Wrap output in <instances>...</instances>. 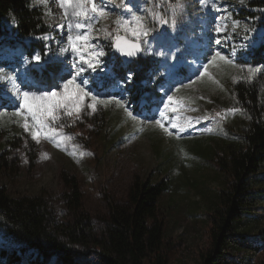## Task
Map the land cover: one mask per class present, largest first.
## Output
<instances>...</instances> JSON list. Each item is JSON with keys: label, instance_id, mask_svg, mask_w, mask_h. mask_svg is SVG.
<instances>
[{"label": "rangeland", "instance_id": "rangeland-1", "mask_svg": "<svg viewBox=\"0 0 264 264\" xmlns=\"http://www.w3.org/2000/svg\"><path fill=\"white\" fill-rule=\"evenodd\" d=\"M102 2L108 16L93 25V34L100 36L104 35L101 30L114 32V21L121 14L119 6L126 0ZM246 2L249 0H132L133 5L145 10L138 14L145 15L149 27L156 30L154 38L142 43L139 55L156 62L144 96L137 100L133 79L127 82L130 69L124 77L114 70L111 37L104 39L101 67L92 71L84 65L85 73L77 83L88 80L81 87L109 102L98 104L93 112L86 107L91 99L85 98L78 117L61 115L54 126L64 139L57 146V141L44 136L34 141L15 115L19 97L13 92V84L20 91H51L70 78L69 73L80 63L70 52H60L67 46V32L58 26L68 21L59 0H33V4L43 5L44 19L51 29L41 37L43 50L32 51L21 41L0 47V98L5 99H0V150H9V161L13 162L0 172V187L12 197L42 195L53 207L56 219L67 221L71 214L64 202L68 189L61 174L73 175L81 192L82 210L97 220L99 229L109 215V201L127 202L134 177L152 182L168 178V190L157 199L167 264H202L209 237L206 213L223 182L213 161L215 144L240 139L246 120L235 104L232 86L242 82L261 88L264 95V62L255 64L247 58L246 49L259 42L261 32L253 30L250 20L243 16ZM161 17L168 20L162 28L157 23ZM173 18L177 20L175 28ZM217 23L220 33L216 32ZM5 25L10 27L11 21L5 20ZM216 51L228 60L210 64L206 74L196 79ZM36 54L41 55V61L32 59ZM48 63L58 70L45 77ZM167 95L173 96L171 107L176 113L164 110ZM173 117L184 132L177 134L170 129L173 134L169 135L156 124L161 119L170 127L168 121ZM16 139L17 146L8 145L9 140ZM260 205L264 224V199ZM12 243L11 236L0 233V244ZM263 262L264 249L251 259V264ZM36 264L88 262L81 255H73L64 261L42 258Z\"/></svg>", "mask_w": 264, "mask_h": 264}, {"label": "trees", "instance_id": "trees-1", "mask_svg": "<svg viewBox=\"0 0 264 264\" xmlns=\"http://www.w3.org/2000/svg\"><path fill=\"white\" fill-rule=\"evenodd\" d=\"M242 9L251 28L261 32L259 42L246 49L247 58L262 63L264 0H249ZM44 14L43 5L33 4V0H0V47L21 41L32 51L43 50L41 37L51 30ZM7 19L10 27L5 25ZM112 56L118 75L124 77L127 68L133 73V91L141 99L156 62L142 56L124 62L114 53ZM46 65L45 77L57 72L55 64ZM260 89L242 82L232 86L235 104L246 120L240 139L215 144L213 161L223 182L206 213L209 237L202 264H251L253 256L264 249L260 212L264 199V95ZM18 142L9 140L8 145L15 147ZM9 156V150H0V172L13 163ZM61 177L68 189L64 196L71 213L67 221L56 219L42 195L12 197L0 187V233L11 236L13 242L0 244V264H36L42 258L64 261L73 255H81L88 264H167L157 199L168 190V178L152 182L134 177L127 202L109 201V215L97 229V220L82 210L76 177L65 172Z\"/></svg>", "mask_w": 264, "mask_h": 264}, {"label": "snow or ice", "instance_id": "snow-or-ice-1", "mask_svg": "<svg viewBox=\"0 0 264 264\" xmlns=\"http://www.w3.org/2000/svg\"><path fill=\"white\" fill-rule=\"evenodd\" d=\"M147 3V0H144ZM61 8L64 10L65 19L68 21L66 25H59L58 27L66 29L67 46L60 49L61 53L70 52L74 59H78L79 65L74 66L73 72L69 73L70 78L63 81L62 85H56L51 91H20L15 84H13V92L19 97V107L16 109L15 115L20 117L23 121L22 128L30 132L31 138L39 142L41 136L57 141L63 140L57 128L54 126L55 122L61 119V115L66 117L79 116L82 108L85 105V98H90L91 103L86 105L87 109L93 112L96 110L98 104L108 103V100L100 99L97 95H93L90 91H86L81 87V83L87 85L88 80L84 79L81 83H77V79L85 73V67L92 71H96L101 67V58L105 56V50L101 47V41L111 37L110 46L116 50L121 56L128 58L136 57L143 51L141 44L148 43L149 37L154 38V28L149 27L148 18L143 14L145 10L139 9L132 4V0H126L125 4H121V14L114 21L116 27L114 32H104L103 36L93 34V25L101 18L108 16L107 6L95 0H59ZM203 3V0H201ZM115 8L116 6L113 5ZM127 17V18H126ZM73 18L75 22L73 23ZM161 26L168 24V20L161 19L157 21ZM177 24L176 18H173L172 25L175 28ZM222 29L217 23L216 32L220 33ZM124 35H121V33ZM132 39L129 40L128 37ZM134 41V42H133ZM148 54H151L149 52ZM163 55V53H158ZM34 61H41V55L36 54L32 58ZM217 60L226 61L228 58L216 51L211 58L203 65V71H200L199 76L203 77L206 74L208 66ZM231 63V61H228ZM175 69V65H171ZM253 71L249 68V72ZM15 80V77L11 78ZM133 73H127L126 80L131 82ZM183 85H179L181 87ZM59 89V90H57ZM117 104L120 103L115 97H111ZM174 98L172 95H167L166 101L163 102V108L166 111L176 113L177 109L171 107ZM165 114L161 112V117ZM131 116L132 114L129 113ZM156 124L169 135H172V130H176L177 134L185 131L184 127L178 123L175 117L170 118L168 124L170 127H165L161 119L156 120Z\"/></svg>", "mask_w": 264, "mask_h": 264}, {"label": "water", "instance_id": "water-1", "mask_svg": "<svg viewBox=\"0 0 264 264\" xmlns=\"http://www.w3.org/2000/svg\"><path fill=\"white\" fill-rule=\"evenodd\" d=\"M121 35H124V34H121ZM129 40H131V38L128 37ZM134 42V41H133ZM141 47H142V44H141ZM113 50V53L119 57L122 61L124 62H130L132 61L133 59L137 58L141 53H139L136 57H133V58H128V57H125V56H121L118 52H116V50L114 48H112Z\"/></svg>", "mask_w": 264, "mask_h": 264}]
</instances>
